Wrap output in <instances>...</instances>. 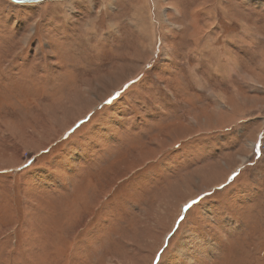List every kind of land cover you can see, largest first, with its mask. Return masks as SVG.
<instances>
[{"label": "rangeland", "instance_id": "obj_1", "mask_svg": "<svg viewBox=\"0 0 264 264\" xmlns=\"http://www.w3.org/2000/svg\"><path fill=\"white\" fill-rule=\"evenodd\" d=\"M107 3L0 0V264H264V0Z\"/></svg>", "mask_w": 264, "mask_h": 264}, {"label": "snow or ice", "instance_id": "obj_2", "mask_svg": "<svg viewBox=\"0 0 264 264\" xmlns=\"http://www.w3.org/2000/svg\"><path fill=\"white\" fill-rule=\"evenodd\" d=\"M40 2H43V0H40ZM248 0H236V4L240 7H243L244 4H246ZM60 3L63 5V11L65 13H68L72 16H80L81 12L79 11H74L75 8H79L83 10L84 12H88L91 14L98 5H100V0H60ZM104 11L105 17L109 16L111 13L117 11V3L116 0H108V3L105 5H101ZM33 12L37 11V8L31 9ZM63 22V20H62ZM160 24L163 25L165 32L167 35L165 38H171V33L168 32V29L171 27L170 22L167 20L165 16L162 15L161 21L159 22ZM112 31H104L98 33V38L102 41L107 38V36L112 35ZM96 38V36L92 37ZM33 45L35 44V40L32 41ZM224 45L227 47H230L236 51L240 56L246 57L248 56V53L250 49H246L244 46L238 45L235 42L231 41L229 38L225 37L223 41ZM167 51V49H165ZM166 58V57H162ZM205 65L201 64V67H204ZM178 67H183L182 65H178ZM209 78L210 79H222L220 72L209 68L208 70ZM254 90H260L264 91V89H254ZM160 99L164 101L166 98L162 95L159 94ZM110 101H106V103H109ZM255 119H264V116H258L253 119H247L246 122H241L239 126L237 127H227L221 130H218L221 134L218 136L217 142L219 141H227L228 144L231 147H236L237 144L244 138L245 132L247 131V126L251 123L255 122ZM95 147H99L98 145H94ZM177 150L180 149V145H176ZM207 151L208 150V142L207 141H197L194 143L187 144L185 146V151L191 153L195 152L197 149ZM219 149H216L218 151ZM32 161H29V164H31ZM49 167L53 168H64L66 165L60 164L56 159H53L49 162ZM53 175L60 176L61 174L59 172H54ZM235 175V173H233ZM67 178V177H63ZM151 177L146 175L143 177L144 180H149ZM223 187V186H221ZM187 207V205H186ZM229 211V202L224 201L221 209H220V214L222 216H227ZM183 219V218H181ZM106 223V221H105ZM176 251V247L174 246L172 249H168L167 247L161 248L156 254H155V259L153 261V264H168V259L167 257L171 255L172 252ZM192 264H198V262L193 259Z\"/></svg>", "mask_w": 264, "mask_h": 264}, {"label": "crops", "instance_id": "obj_3", "mask_svg": "<svg viewBox=\"0 0 264 264\" xmlns=\"http://www.w3.org/2000/svg\"><path fill=\"white\" fill-rule=\"evenodd\" d=\"M261 65L264 66L262 62H261ZM261 134H262V133H261ZM263 134H264V131H263ZM263 134H262V135H263ZM258 140H259V138H258ZM257 143H258V141H256V143H255L256 146L253 145V146L255 147V149H256V150H255V157H256L257 155H261V154H262V150H263V153H264V149H261V148L258 146ZM240 156H241V155H240Z\"/></svg>", "mask_w": 264, "mask_h": 264}, {"label": "water", "instance_id": "obj_4", "mask_svg": "<svg viewBox=\"0 0 264 264\" xmlns=\"http://www.w3.org/2000/svg\"><path fill=\"white\" fill-rule=\"evenodd\" d=\"M12 1H14L16 3H32V2H38V0H12Z\"/></svg>", "mask_w": 264, "mask_h": 264}, {"label": "bare ground", "instance_id": "obj_5", "mask_svg": "<svg viewBox=\"0 0 264 264\" xmlns=\"http://www.w3.org/2000/svg\"><path fill=\"white\" fill-rule=\"evenodd\" d=\"M12 1V0H11ZM39 1V0H38ZM14 2V1H13ZM16 3V2H15ZM32 3H35V2H32ZM206 249V250H205ZM204 250V252H207L209 251V247H205L204 249L202 248V251ZM201 251V250H200ZM205 254V253H204Z\"/></svg>", "mask_w": 264, "mask_h": 264}, {"label": "built area", "instance_id": "obj_6", "mask_svg": "<svg viewBox=\"0 0 264 264\" xmlns=\"http://www.w3.org/2000/svg\"><path fill=\"white\" fill-rule=\"evenodd\" d=\"M263 142H264V140H263ZM262 146H263V148H264V143L262 144Z\"/></svg>", "mask_w": 264, "mask_h": 264}]
</instances>
